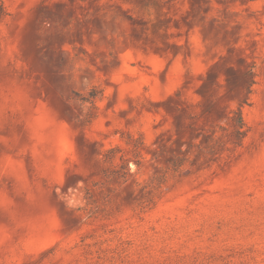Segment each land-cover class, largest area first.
Listing matches in <instances>:
<instances>
[{
	"label": "rangeland",
	"instance_id": "1",
	"mask_svg": "<svg viewBox=\"0 0 264 264\" xmlns=\"http://www.w3.org/2000/svg\"><path fill=\"white\" fill-rule=\"evenodd\" d=\"M0 264H264V0H0Z\"/></svg>",
	"mask_w": 264,
	"mask_h": 264
}]
</instances>
